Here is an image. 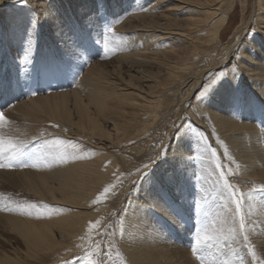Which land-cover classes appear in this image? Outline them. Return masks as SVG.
<instances>
[{"label":"bare ground","instance_id":"6f19581e","mask_svg":"<svg viewBox=\"0 0 264 264\" xmlns=\"http://www.w3.org/2000/svg\"><path fill=\"white\" fill-rule=\"evenodd\" d=\"M9 1L0 0V47L14 42L28 76L53 71L34 62L48 44L80 52V39L101 29L109 61L92 63L74 91L21 101L7 118L13 145L45 144L43 164L11 173L36 200L24 217L0 213L23 244L0 264L64 262L110 233L115 210L133 264L198 262L166 235L189 237L177 209L197 221L192 239L208 256L226 247L228 264H254V248L264 257V0L250 19L247 0ZM237 4L241 21L225 40ZM149 153L153 166L139 167Z\"/></svg>","mask_w":264,"mask_h":264},{"label":"rangeland","instance_id":"374dc122","mask_svg":"<svg viewBox=\"0 0 264 264\" xmlns=\"http://www.w3.org/2000/svg\"><path fill=\"white\" fill-rule=\"evenodd\" d=\"M12 1L14 0L6 2L5 5L11 3ZM256 3H257L256 0H247L246 6H249V11L247 14L248 19L253 17L256 9ZM2 8L3 5L2 7L0 6V11H2ZM242 13L243 12L241 5L237 4L234 13L231 16L230 22L224 32L225 40L229 39L230 35L234 32L236 25L238 24V22L241 21ZM262 17L263 15L260 14L259 18L261 19ZM99 31H100L99 39H94V40L93 38L80 39L81 48H78L79 51L81 50L80 52L76 50V52L74 53L65 50L64 48L61 49L58 48V46L53 47L48 44V47L46 48L44 54L35 56L36 60L34 61V62H38L36 63L37 68L47 63L48 66H50V68L53 69V71L51 72L44 73L43 76L42 74H35L28 76L29 70L26 71L22 70L21 61L23 57L21 56L22 54L19 51V49L17 48L14 49V42H12V45L10 47L8 44L5 45V47L4 46L0 47L1 50L0 57H3L2 58L3 61L2 63H0V71H1L0 81L2 82L0 85V113H2L5 117V122L0 124V137L4 138L5 140H10L13 143V137L10 134L9 126L6 124V121L8 117H12L11 115L16 114L15 112L13 113L12 109L19 102L27 101L32 97L50 96L51 94H56L60 92L62 93L68 91L72 92L74 91V88L78 83L79 77L83 75L84 71L87 68H89L92 63H97V62L102 63L108 60V58L104 54L103 51L104 48L102 47L104 31H102V29ZM4 40H5V44L9 42L6 36ZM94 42H97V44L94 45L93 44ZM15 50H17L16 53H14ZM6 56L8 57L6 58ZM231 60H233V58H231ZM3 62L4 63L7 62L8 64H3ZM12 62L13 64H10ZM226 64L227 66H230L232 65V61H229ZM48 68L49 67L46 66L44 72H47ZM25 69H27V67ZM20 74H23V76H19ZM31 74L34 73L32 72ZM16 76L25 80V81L23 80L24 83H22V85H20L19 81L17 82L18 79L16 78ZM18 83L19 85H16ZM181 95H182L181 93H178L172 99L173 100L172 106L174 111L176 110L178 104L177 101ZM167 121H169V119H167ZM174 131L175 130H173V132ZM177 133L178 131L176 130L175 134ZM42 138L43 137L37 138L35 140L36 142L33 143L32 145L18 143L14 145L13 148L7 149L3 153H0V163H3V165H5L4 167H0V169H2L3 171L2 172L3 174H1L2 177H0V213L17 214L19 211V213H21L19 217H24L23 216L24 212L20 210L21 209L26 210V206H27L26 204L29 205L36 200L35 194L30 192L29 190H25V187L20 185V183L17 180L18 175H14L11 173L22 172V170L24 169L31 170V168L34 169L36 167H39L40 164H43L42 159L44 154L41 152V150L43 149V145L45 143H41L42 142L41 140H43ZM170 142H171V137L167 141V147L170 144ZM20 153H28L29 155H20ZM151 155H152L151 153L146 154L145 158L141 159L137 165L141 167L150 161L148 166L149 167L153 166L152 164L154 161H152L153 156ZM154 169L155 167H153L152 169L148 168L145 171L143 177L147 178L148 175L151 176V174L153 173L152 170ZM163 171H165V169L159 170L158 173L162 175ZM10 179L11 182L9 181ZM253 190L255 192H261L263 189L259 188ZM161 191H164L163 193L165 195L161 194L160 193ZM158 192L159 193L157 195L161 198L168 196V194L166 195V193H169L167 187H164L163 190L162 188L158 189ZM135 194H137L136 198L138 199L140 192L139 193L135 192ZM128 195H130V193H128ZM151 195H154V193H151ZM123 198L124 195L118 196L117 201H121V199ZM139 198H141V200L143 199L142 197ZM164 200L166 205H171V203L168 202L166 198ZM191 202H192V206L196 205L195 201L191 199L188 201L189 206H191L190 204ZM145 203L146 205L144 207L151 208L147 201H145ZM114 205H116V203H114ZM174 208H176V206H174ZM119 213L120 210L117 211L115 210L112 215L113 217L111 218L112 220H110V222L108 223L109 224L108 227L111 230L110 233L104 232L105 234H101L93 240H87V243L89 242V244H86L85 242L84 243L85 246L80 251H77V254L74 255L73 257L65 260L64 262L62 261L56 262V261H50L49 259H45L44 262L46 263L41 261L35 264H60V263L77 264L76 262L81 259L85 261L83 262V264L84 263L87 264L88 262H90V264H133L121 249L120 241L117 239L118 233H117V227H115V220L118 219ZM175 213L178 215V217H180L182 222L181 225L183 226L185 231L189 233V237L183 238L181 236L182 238H180V236L173 234V232L172 233L170 231H165V232L166 235L172 234V237L173 236L179 237L178 240H174L179 248L189 250L194 260L198 261L196 262V264H213V263L221 264V262L222 264H228L225 259L226 247L222 248L221 249L222 251L220 250L217 252L213 251L208 256L207 253L208 248L207 246H205L206 244L204 243L202 246H200L195 238L192 239L193 234L196 232L195 228L197 221L192 219L190 215L182 216V214H178V209L177 211H175ZM125 216L126 214L122 216V221L125 218ZM184 217L185 218L189 217L190 218L189 222H186V220H184ZM157 218L158 217L155 216L152 218V220L157 223L159 220ZM158 227L159 229L163 228V223L161 222ZM16 248H23L20 235L7 223L6 217H4V215L3 217L0 216V254L8 251H10L8 252L10 254L11 252H13L12 250ZM254 250H252L255 255L254 258L256 259V262L254 264H264L263 262L264 257L262 256V251L261 252L260 250L257 251L255 248ZM91 256L95 258L94 260H92V262L90 259ZM214 256L216 257V259L214 258ZM232 260L233 259L231 258V261ZM212 261L214 262L212 263ZM171 263L172 262L169 261L166 264H171ZM183 264H191V263L188 261H184Z\"/></svg>","mask_w":264,"mask_h":264},{"label":"snow or ice","instance_id":"6c2138e0","mask_svg":"<svg viewBox=\"0 0 264 264\" xmlns=\"http://www.w3.org/2000/svg\"><path fill=\"white\" fill-rule=\"evenodd\" d=\"M5 122V117L2 113H0V124ZM14 145L12 143V141L10 140H5L4 138L0 137V153H3L5 150L7 149H11L13 148ZM20 155H29L28 153H20ZM31 158V157H30ZM5 165H3V163H0V167H4ZM27 166V165H25ZM35 166V165H32ZM145 167H148V165H145ZM105 193H107L109 191V189L105 188L104 189ZM93 228L96 227V225H92ZM197 243H200V240H197Z\"/></svg>","mask_w":264,"mask_h":264}]
</instances>
